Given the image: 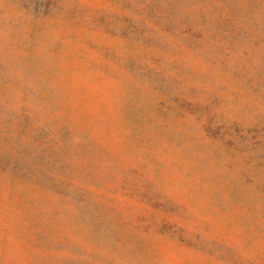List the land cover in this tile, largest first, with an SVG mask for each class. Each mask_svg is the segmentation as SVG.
<instances>
[{
    "label": "rangeland",
    "instance_id": "374dc122",
    "mask_svg": "<svg viewBox=\"0 0 264 264\" xmlns=\"http://www.w3.org/2000/svg\"><path fill=\"white\" fill-rule=\"evenodd\" d=\"M0 264H264V0H0Z\"/></svg>",
    "mask_w": 264,
    "mask_h": 264
}]
</instances>
